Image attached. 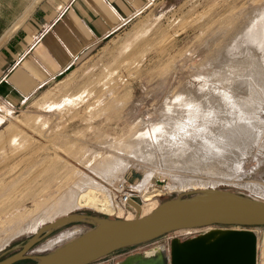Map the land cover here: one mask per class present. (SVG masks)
Returning a JSON list of instances; mask_svg holds the SVG:
<instances>
[{
  "label": "rangeland",
  "instance_id": "rangeland-1",
  "mask_svg": "<svg viewBox=\"0 0 264 264\" xmlns=\"http://www.w3.org/2000/svg\"><path fill=\"white\" fill-rule=\"evenodd\" d=\"M255 8L263 12L264 0H151L29 104L15 111L0 108L6 119L0 128V239L12 235L0 248V260L53 219L71 213L110 216L76 204L86 186L80 176L94 180L111 199L118 183L146 181L165 191L162 201L205 188L264 201V47L241 39L247 27L233 37L235 31L225 37L218 28L230 18L236 23L244 18L249 26ZM131 131L146 139L139 151L113 145L131 139ZM102 154L120 157L124 166L102 176L93 168ZM209 162H218L219 170ZM68 188L74 189L69 210L17 233L23 213L27 217ZM91 225L88 220L61 225L31 253L49 252ZM255 229L264 232V226ZM204 230H179L137 249Z\"/></svg>",
  "mask_w": 264,
  "mask_h": 264
},
{
  "label": "water",
  "instance_id": "water-1",
  "mask_svg": "<svg viewBox=\"0 0 264 264\" xmlns=\"http://www.w3.org/2000/svg\"><path fill=\"white\" fill-rule=\"evenodd\" d=\"M134 218L71 213L42 225L16 253L0 260L15 264H95L120 249L151 242L184 229L208 228L182 238L174 236L106 264H264V201L237 191L205 188L164 199L150 213ZM88 220L92 227L46 253H31L57 227ZM211 227V228H209ZM239 227V228H237Z\"/></svg>",
  "mask_w": 264,
  "mask_h": 264
},
{
  "label": "crops",
  "instance_id": "crops-1",
  "mask_svg": "<svg viewBox=\"0 0 264 264\" xmlns=\"http://www.w3.org/2000/svg\"><path fill=\"white\" fill-rule=\"evenodd\" d=\"M150 4L151 0H0V108L15 111L29 104ZM5 121L0 110V128ZM137 247L118 250L114 260L143 250Z\"/></svg>",
  "mask_w": 264,
  "mask_h": 264
},
{
  "label": "bare ground",
  "instance_id": "bare-ground-1",
  "mask_svg": "<svg viewBox=\"0 0 264 264\" xmlns=\"http://www.w3.org/2000/svg\"><path fill=\"white\" fill-rule=\"evenodd\" d=\"M255 14H256L255 16H252L253 21L249 26H247L249 24L247 22L248 20H243L244 18L241 20V23L240 22L236 23V21H234L233 18H230L229 20L224 21L225 23H221L218 25V28H220L219 32L222 31L221 33H223V35L225 37H227L231 31H235L234 34L233 33L231 34V36L233 37L234 35H237L238 33H240L245 27H247V29H245L246 31L244 32V35H242L241 39H245V42L249 41L252 45L264 47V36H263V34H264V11L262 12V11H259L257 8H255ZM241 39H240V42H241ZM248 52H250V51H248ZM136 134H137V131L134 133H133V131H131V133L128 135V136H131V139H128V141H124V139H117L113 143V145L118 149H121L124 147L126 150L133 149L131 152H137L140 150L139 147L141 148L142 142L146 139L144 138L143 135H141L142 133L141 134L139 133L138 135H136ZM63 150L69 155H72V156L77 155L76 153H74L72 148L64 147ZM98 156L103 157V159L101 162L99 161L101 158L98 159L100 164L93 166V168L97 166V168H94V169L96 171H99L101 173V175L102 174L104 175V174L111 172L113 170L115 171L121 165H122V167L124 166V161H122V159L120 157H114L113 155H103V154L101 156L100 155H98ZM99 162H97V163H99ZM193 163L196 165L202 164V162H193ZM208 165L213 167L215 170H219V168H220V164H218V162L217 163L209 162ZM80 179H82V182H84V185H86V186L83 190H81L77 194V197H76V204L77 205L90 206V207L96 208L97 210L104 212L105 214H108V215L112 214L114 209H118L119 210L118 214H123V208L120 206L117 208V206L115 204H113L110 193L106 189L93 185L91 181H94V180H92L91 178H88V177L83 178L80 176ZM88 183H90V185H88ZM73 191H74L73 188H71V189L68 188L66 193H63L64 194L63 196L61 195V197L59 196L53 200H49L47 203L45 201L40 202V204L44 205L41 211H40V208L42 206H40V204H39V206L36 208V211H29L28 210L29 213H28L27 217L24 216L26 214V212L23 213V215L20 214L21 215L20 217L22 219V223H21L22 225L20 224L21 227L17 229L18 230L17 233L27 231V230H32V229L34 230L45 219H48V218L51 219L53 216L52 214L66 212L67 210H69L68 206H70L73 203ZM159 193H161L160 190H159ZM161 194H164V193H161ZM154 205H155L154 202L152 203V205H150V203H146L145 205H143L142 206V215L150 213L154 209V207H153ZM152 207H153V209H152ZM48 214H49V216H48ZM50 215H52V216H50ZM13 217H16V215ZM132 217L133 216H128L127 218L129 219ZM12 220H13V218H12ZM13 222H15V221H13ZM18 222H21V220ZM209 228H211V227H209ZM237 228H239V227H237ZM11 234H13V233H11ZM14 235L15 234H13V236ZM71 235H73V232ZM11 237H12V235H11ZM11 237L1 238L0 239V248L3 247L8 242L9 238H11ZM58 239H60V238H58ZM53 242H54V240L48 241L44 245V248L53 245L52 244Z\"/></svg>",
  "mask_w": 264,
  "mask_h": 264
},
{
  "label": "built area",
  "instance_id": "built-area-1",
  "mask_svg": "<svg viewBox=\"0 0 264 264\" xmlns=\"http://www.w3.org/2000/svg\"><path fill=\"white\" fill-rule=\"evenodd\" d=\"M159 190L161 193L165 194V191L163 189H160L159 187L156 186H152L150 182H146V181H141L135 185L128 184L126 181L125 182L122 181L118 183L117 187L114 190L112 201L113 204L117 206V208L119 206L123 208V214H118L119 210L114 209L113 213L110 214V216L115 215L118 218H127L128 216H133L132 218L136 217L138 210L137 207L131 201H134L140 205L141 215H142V206L145 205L146 203H150V205H152V203L154 202L155 205L153 207L155 209L162 201L161 197L164 196V194L159 193ZM169 235L170 233L158 239L166 238ZM156 240L157 239L148 243L150 244ZM148 243L141 245H147Z\"/></svg>",
  "mask_w": 264,
  "mask_h": 264
}]
</instances>
